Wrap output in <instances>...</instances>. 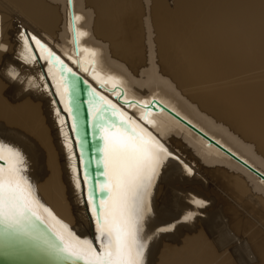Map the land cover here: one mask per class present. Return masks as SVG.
<instances>
[{
    "label": "bare ground",
    "instance_id": "6f19581e",
    "mask_svg": "<svg viewBox=\"0 0 264 264\" xmlns=\"http://www.w3.org/2000/svg\"><path fill=\"white\" fill-rule=\"evenodd\" d=\"M71 2L72 16L67 0H0V142L36 198L99 250L60 65L33 36L171 154L145 195L143 264H264V179L144 107L264 174V0Z\"/></svg>",
    "mask_w": 264,
    "mask_h": 264
},
{
    "label": "snow or ice",
    "instance_id": "6c2138e0",
    "mask_svg": "<svg viewBox=\"0 0 264 264\" xmlns=\"http://www.w3.org/2000/svg\"><path fill=\"white\" fill-rule=\"evenodd\" d=\"M32 40L48 52L49 62L63 67L62 61L55 56V53L45 48L34 36ZM69 71L70 69H64L65 73ZM61 78L64 82V92L61 96L63 110L74 120L71 88L67 76L62 74ZM101 101L112 109L113 115H119L121 123L125 124L126 128L121 129L114 124L97 125L102 141L99 152L103 171L100 175L104 180L95 185V191L101 195L98 197L90 195L87 205L99 233L97 237L99 251L91 241L81 240L66 224L55 220L49 209L40 203L27 177L23 175L24 156L19 150L3 142H0V162H2L0 163V224L5 225L7 229L23 230L25 224L31 222L34 217L47 224L56 240L60 242L59 245L49 242V247L59 254L83 260L84 264H143L147 245L141 243V230L138 225L144 219L145 195L151 188L153 177L159 171L162 162L159 154L161 152L166 156L171 154L150 132L134 125L124 113L116 110L111 101L103 97ZM150 106V104L146 105V107ZM91 108L95 110H90L89 115L95 117L100 108L96 104H92ZM61 123H64L63 119ZM71 130L75 132V124ZM79 146L77 141L76 147ZM79 167L80 169L84 167L82 158ZM73 171H77L75 166ZM81 183L77 176L76 186L80 187ZM87 183L85 176L83 184L87 185ZM198 203L203 202L198 201ZM44 213H47V216ZM184 219L189 220L191 216Z\"/></svg>",
    "mask_w": 264,
    "mask_h": 264
},
{
    "label": "water",
    "instance_id": "95a60500",
    "mask_svg": "<svg viewBox=\"0 0 264 264\" xmlns=\"http://www.w3.org/2000/svg\"><path fill=\"white\" fill-rule=\"evenodd\" d=\"M67 2L72 16V2L71 0H67ZM72 30L74 48L77 50L75 26L73 22ZM62 64L63 67L60 65L59 76L62 77V74L67 76V82L71 88V97L74 108L73 115L75 119H72L70 123L72 124L70 125L71 137L74 139V145L79 161L82 158L84 162L83 169H80L79 167V171L81 172V175L85 173L87 176L88 190L91 192V195L98 197L101 194L95 191V185L97 182L102 183L104 177L100 175L103 171L102 164L100 163L101 153L99 152V148L102 146V141L100 139V133L97 125L102 124L108 126L110 124H114L121 129L126 128V125L121 123V120L118 117L119 115H113L112 109L108 105L103 104L101 96L94 91L89 82L86 81L80 73L72 70L65 73L64 69H69V67L64 62H62ZM97 86L100 87V85ZM114 88H119L117 100L121 102V104H124L125 101L122 100V96L124 94L123 89L119 86H114ZM126 101L128 102L127 104H129L132 100ZM92 104H96L97 107L100 108L95 117L89 115L90 110H95L91 108ZM149 104L151 106L146 107V105ZM144 107L146 110L150 109L153 111H155L157 107L166 109L185 124L193 128L196 132L204 136L209 142H212L220 147L235 160L264 179V174L259 170L251 166L249 163L238 157L211 137L207 136L174 111L164 106L157 99L152 98L148 104H144ZM115 108L120 112L117 107ZM73 124H75V132H72L71 130ZM77 141H79V148L76 147ZM76 236L80 239L85 238L77 234ZM49 242H53L56 245H59L60 243L56 240L48 225L36 220L34 217L31 222L25 224L23 230L7 229L5 225L0 224V264H84L83 260L70 257L66 254L57 253L49 247Z\"/></svg>",
    "mask_w": 264,
    "mask_h": 264
},
{
    "label": "rangeland",
    "instance_id": "374dc122",
    "mask_svg": "<svg viewBox=\"0 0 264 264\" xmlns=\"http://www.w3.org/2000/svg\"><path fill=\"white\" fill-rule=\"evenodd\" d=\"M261 170V169H260Z\"/></svg>",
    "mask_w": 264,
    "mask_h": 264
}]
</instances>
